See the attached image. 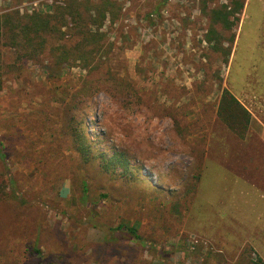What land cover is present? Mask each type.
Segmentation results:
<instances>
[{
    "label": "rangeland",
    "instance_id": "374dc122",
    "mask_svg": "<svg viewBox=\"0 0 264 264\" xmlns=\"http://www.w3.org/2000/svg\"><path fill=\"white\" fill-rule=\"evenodd\" d=\"M111 1L117 17L100 28L111 51L88 78L90 96L74 97L85 71L49 78L47 55L21 63L0 40V264H27L34 246L69 264H159L108 230L119 225L175 247L164 264L264 261V0H243L231 30L215 26L223 50L206 41L202 9L234 0ZM57 5L66 0H0V15H49ZM71 116L126 151L134 185L81 167Z\"/></svg>",
    "mask_w": 264,
    "mask_h": 264
},
{
    "label": "trees",
    "instance_id": "16d2710c",
    "mask_svg": "<svg viewBox=\"0 0 264 264\" xmlns=\"http://www.w3.org/2000/svg\"><path fill=\"white\" fill-rule=\"evenodd\" d=\"M243 4V0H234L230 5H221L218 8L207 10L204 3L202 12L208 16L210 21V29L206 36L208 43L215 41V37L218 35L215 26L220 25L224 30H231L235 26ZM113 5L114 2L111 0H104L100 5L92 3L91 0H66L64 7L55 6L49 15L35 12L24 15H19L18 12L1 14L0 40H5L6 46L17 50L16 61L21 63L38 60L41 56L47 55L50 61L43 67V71L49 78H61L72 68H80L85 71V77L80 78L83 87L75 93L74 97H77V94L90 96L92 93H89V88L92 89V87L87 88V84L89 85L91 82L88 78L94 70L100 68L102 64H106L105 60L111 51V45L109 44L108 47L105 45V35L100 32V28L108 16L112 23L116 19L117 15L112 9ZM83 10L84 12H82ZM68 18L73 22L74 32L78 38L75 44H68L65 40L67 32L72 30L68 28ZM64 28L66 31H63ZM229 42L231 43L232 39ZM214 48L223 50L221 40L215 41ZM229 51L227 49L226 56L229 55ZM2 88L3 71L0 57V91ZM126 89L134 92V88L129 82L126 83ZM87 109L95 116V109L91 107ZM85 120V116L80 118L71 116L68 123L73 151L80 159L81 167L96 166V175L107 176L109 180H124L128 184L134 185V179L137 177L132 173L133 168L130 167L126 151L106 142L104 137H93L89 129L86 128ZM94 124H97L96 121ZM3 150L0 142V160L4 161ZM80 187V202L87 208L88 219H91L92 222L97 214L94 211L95 204L89 203L92 199L89 195V183L85 178L80 179ZM145 189L152 190L149 184ZM92 223L91 225L96 227L95 221ZM108 230L119 232L125 240L128 239L139 244L140 250L154 254L155 258L159 259V264H164L167 256L177 250L172 246L167 249L159 248L155 242H149L139 235L134 227L119 225ZM27 253L29 256L27 264H69L65 257L52 253L45 254L37 246L28 249ZM246 264H264V261L256 256L255 259H247Z\"/></svg>",
    "mask_w": 264,
    "mask_h": 264
}]
</instances>
